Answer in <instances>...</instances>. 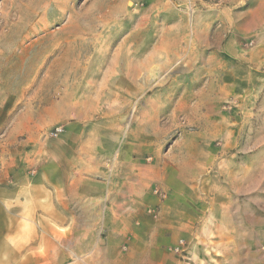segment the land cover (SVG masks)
Here are the masks:
<instances>
[{
    "label": "rangeland",
    "instance_id": "1",
    "mask_svg": "<svg viewBox=\"0 0 264 264\" xmlns=\"http://www.w3.org/2000/svg\"><path fill=\"white\" fill-rule=\"evenodd\" d=\"M137 178L132 264H264V0H0V264H58L63 190Z\"/></svg>",
    "mask_w": 264,
    "mask_h": 264
},
{
    "label": "crops",
    "instance_id": "2",
    "mask_svg": "<svg viewBox=\"0 0 264 264\" xmlns=\"http://www.w3.org/2000/svg\"><path fill=\"white\" fill-rule=\"evenodd\" d=\"M234 158V173H229L227 182L233 186L241 185L243 182L237 177V168ZM251 174V173H250ZM249 174V175H250ZM224 175H226L224 170ZM139 179H133L128 189H113L106 184L99 185L97 189L98 203L104 202L96 208L97 203L91 202L93 189H84L79 186H70L63 190V196L54 207L58 208V225L62 229H70V232L61 237V246L59 247L58 264H132L129 252L124 251L125 241L138 240L142 246L149 239L144 232H129L126 219L132 215L134 205L141 198L139 189ZM226 181L224 177V182ZM135 182H138L135 184ZM67 188V187H64ZM138 188V189H137ZM133 203V202H132ZM90 209V211H87ZM98 212H102V219L97 221ZM45 218V216H43ZM93 225V232H87L86 228ZM12 236V232L9 233ZM8 235V234H7ZM16 240V239H15ZM5 239L3 240V242ZM1 241L0 245L3 243ZM6 242V241H5ZM37 244V242H36ZM35 243L28 240L25 244H11L9 249V264H18V256L24 253L27 257L20 264H33L31 262ZM62 251V252H61ZM138 252V251H137ZM145 250H142V256L145 257ZM29 257V258H28ZM144 259V258H143Z\"/></svg>",
    "mask_w": 264,
    "mask_h": 264
},
{
    "label": "built area",
    "instance_id": "3",
    "mask_svg": "<svg viewBox=\"0 0 264 264\" xmlns=\"http://www.w3.org/2000/svg\"><path fill=\"white\" fill-rule=\"evenodd\" d=\"M54 135H57V134L55 133ZM172 251L174 254L181 255L183 252H185L184 242L179 241Z\"/></svg>",
    "mask_w": 264,
    "mask_h": 264
}]
</instances>
